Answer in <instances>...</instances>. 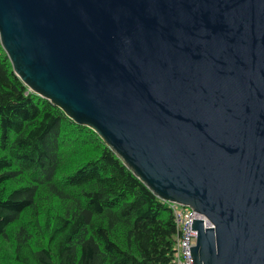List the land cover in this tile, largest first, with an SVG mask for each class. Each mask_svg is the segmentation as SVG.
Segmentation results:
<instances>
[{
  "label": "water",
  "instance_id": "water-1",
  "mask_svg": "<svg viewBox=\"0 0 264 264\" xmlns=\"http://www.w3.org/2000/svg\"><path fill=\"white\" fill-rule=\"evenodd\" d=\"M33 92L190 205L195 264H264V0H0Z\"/></svg>",
  "mask_w": 264,
  "mask_h": 264
},
{
  "label": "trees",
  "instance_id": "trees-1",
  "mask_svg": "<svg viewBox=\"0 0 264 264\" xmlns=\"http://www.w3.org/2000/svg\"><path fill=\"white\" fill-rule=\"evenodd\" d=\"M176 236L169 202L0 43V264H174Z\"/></svg>",
  "mask_w": 264,
  "mask_h": 264
},
{
  "label": "built area",
  "instance_id": "built-area-1",
  "mask_svg": "<svg viewBox=\"0 0 264 264\" xmlns=\"http://www.w3.org/2000/svg\"><path fill=\"white\" fill-rule=\"evenodd\" d=\"M173 210L174 219L177 226V236L174 245V264H195L190 246L196 244L197 230L192 229L193 218L203 219L205 226L212 223L201 212L193 207L177 202H169Z\"/></svg>",
  "mask_w": 264,
  "mask_h": 264
}]
</instances>
